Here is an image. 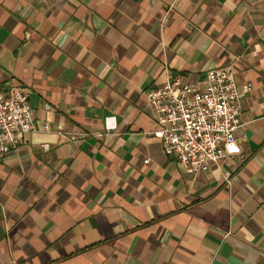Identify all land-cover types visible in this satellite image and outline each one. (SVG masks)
I'll return each mask as SVG.
<instances>
[{
    "label": "crops",
    "instance_id": "obj_1",
    "mask_svg": "<svg viewBox=\"0 0 264 264\" xmlns=\"http://www.w3.org/2000/svg\"><path fill=\"white\" fill-rule=\"evenodd\" d=\"M229 65L236 150L192 172L146 91ZM11 85L36 129L0 156V264H264V0H0Z\"/></svg>",
    "mask_w": 264,
    "mask_h": 264
},
{
    "label": "built area",
    "instance_id": "obj_2",
    "mask_svg": "<svg viewBox=\"0 0 264 264\" xmlns=\"http://www.w3.org/2000/svg\"><path fill=\"white\" fill-rule=\"evenodd\" d=\"M249 89L250 85L243 88ZM242 93L230 65L207 70L201 89L180 75L171 77L146 91L158 125L152 134L179 166L192 172L205 171L234 155V132L243 125ZM109 118H105L107 129L112 126ZM35 129L28 91L17 85L0 88V156L14 151L24 135ZM224 180L229 182V176Z\"/></svg>",
    "mask_w": 264,
    "mask_h": 264
}]
</instances>
